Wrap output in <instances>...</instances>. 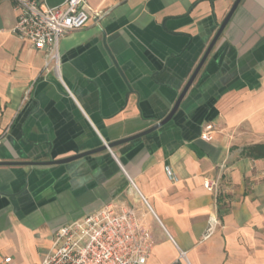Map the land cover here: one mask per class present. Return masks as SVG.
I'll list each match as a JSON object with an SVG mask.
<instances>
[{
	"label": "crops",
	"instance_id": "obj_1",
	"mask_svg": "<svg viewBox=\"0 0 264 264\" xmlns=\"http://www.w3.org/2000/svg\"><path fill=\"white\" fill-rule=\"evenodd\" d=\"M236 1L88 0L56 62L0 0V264L41 262L108 205L134 208L148 264H264V0L240 1L202 63Z\"/></svg>",
	"mask_w": 264,
	"mask_h": 264
},
{
	"label": "built area",
	"instance_id": "obj_2",
	"mask_svg": "<svg viewBox=\"0 0 264 264\" xmlns=\"http://www.w3.org/2000/svg\"><path fill=\"white\" fill-rule=\"evenodd\" d=\"M14 2L19 13L17 35L35 49L47 51L48 59L56 62L62 39L84 28L91 18L85 10L88 0H65L57 7L37 0ZM213 131L211 124L205 126L202 139L211 141ZM204 187L214 191L217 182L207 179ZM141 200L147 204L144 197ZM153 249L151 235L134 208L116 210L108 205L60 228L52 247L37 264H148ZM11 262V257L5 259V264Z\"/></svg>",
	"mask_w": 264,
	"mask_h": 264
},
{
	"label": "water",
	"instance_id": "obj_3",
	"mask_svg": "<svg viewBox=\"0 0 264 264\" xmlns=\"http://www.w3.org/2000/svg\"><path fill=\"white\" fill-rule=\"evenodd\" d=\"M240 1H241V0H237V1H236L235 5L233 6L231 12L229 13V15H228V17H227V19H226V21L224 22L223 26L221 27L219 33L217 34V36H216V38H215L213 44L211 45V47H210L209 51L207 52L206 56L204 57L202 63H203L204 60L206 59V57H207V55L209 54L210 50L212 49L214 43L217 41V39H218L219 36L221 35L223 29L225 28L226 24L228 23L229 19L231 18V15L233 14V12L235 11V9H236L237 6L239 5ZM196 73H197V72H196ZM195 76H196V74H195ZM195 76H194V77H195ZM194 77H193V79H194ZM193 79H192L191 81H193ZM180 102H181V100H179V102H178L177 105L175 106L174 112H175L176 109L178 108ZM169 119H170V116H169L166 120H164L163 122H161L156 128H158V127L164 125L165 123H167ZM156 128H155V129H156ZM151 131H152V130H151ZM146 133H149V132H146ZM146 133H145V134H146ZM145 134H140L139 136H135V137H132V138H128V139H126V140H123V141H120V142H117V143H114V144H108L107 146H104L103 149H104V150H107L108 148H109V149H112V148H114V147L117 146V145H120V144H123V143H127V142H129V141L135 140V139H137V138H139V137H141V136H143V135H145ZM85 155H88V154H82V155H80V156H76V157H74V158H69V159H66V160L56 161V162H52V163H55V164L67 163V162H71V161H73V160H75V159H77V158L83 157V156H85Z\"/></svg>",
	"mask_w": 264,
	"mask_h": 264
},
{
	"label": "trees",
	"instance_id": "obj_4",
	"mask_svg": "<svg viewBox=\"0 0 264 264\" xmlns=\"http://www.w3.org/2000/svg\"><path fill=\"white\" fill-rule=\"evenodd\" d=\"M256 148H261L260 146L256 147Z\"/></svg>",
	"mask_w": 264,
	"mask_h": 264
}]
</instances>
